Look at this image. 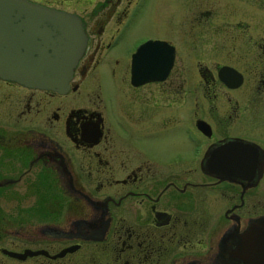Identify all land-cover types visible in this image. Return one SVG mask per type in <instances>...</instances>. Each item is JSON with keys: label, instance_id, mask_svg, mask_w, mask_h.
<instances>
[{"label": "flooded vegetation", "instance_id": "af4514ba", "mask_svg": "<svg viewBox=\"0 0 264 264\" xmlns=\"http://www.w3.org/2000/svg\"><path fill=\"white\" fill-rule=\"evenodd\" d=\"M63 90L0 78V264H264V0H72Z\"/></svg>", "mask_w": 264, "mask_h": 264}, {"label": "water", "instance_id": "95a60500", "mask_svg": "<svg viewBox=\"0 0 264 264\" xmlns=\"http://www.w3.org/2000/svg\"><path fill=\"white\" fill-rule=\"evenodd\" d=\"M84 44L75 13L32 0H0V78L63 90Z\"/></svg>", "mask_w": 264, "mask_h": 264}, {"label": "rangeland", "instance_id": "374dc122", "mask_svg": "<svg viewBox=\"0 0 264 264\" xmlns=\"http://www.w3.org/2000/svg\"><path fill=\"white\" fill-rule=\"evenodd\" d=\"M39 2L41 4H45L48 6H53L55 8H62V9H72L71 1L72 0H32ZM176 0H171L172 5L175 3Z\"/></svg>", "mask_w": 264, "mask_h": 264}]
</instances>
